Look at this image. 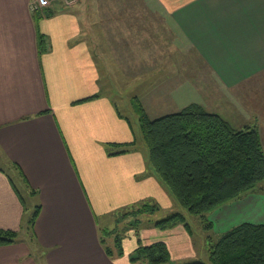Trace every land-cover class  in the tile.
<instances>
[{
  "label": "crops",
  "instance_id": "1",
  "mask_svg": "<svg viewBox=\"0 0 264 264\" xmlns=\"http://www.w3.org/2000/svg\"><path fill=\"white\" fill-rule=\"evenodd\" d=\"M69 1L0 0V228L18 233L40 205L32 246L1 244L0 264H137L129 257L138 244L157 240L175 264L201 261L181 223L129 229L121 254L109 233L112 255L105 250L96 219L147 199L165 212L178 203L137 144L135 108L121 101H141L148 115L145 100H179L198 83L210 95L213 85L223 118L254 125L264 148V0ZM206 219L214 239L242 222L264 224V191L243 192Z\"/></svg>",
  "mask_w": 264,
  "mask_h": 264
},
{
  "label": "trees",
  "instance_id": "2",
  "mask_svg": "<svg viewBox=\"0 0 264 264\" xmlns=\"http://www.w3.org/2000/svg\"><path fill=\"white\" fill-rule=\"evenodd\" d=\"M37 21L38 16L34 14L35 24ZM36 39L38 51L42 53L46 49L45 36L37 30ZM136 106L133 107L152 172L180 205L198 216L205 232L211 229L207 211L243 192L264 191V148L254 125L234 128L221 115L208 112L194 102L155 118L147 115L140 102ZM133 144H120L119 151L125 152ZM161 210L155 201L147 199L112 211V229L106 220L96 219L107 253L112 255L113 246L121 254L120 239L129 229L138 235L139 227L145 222H152L162 230L181 223L192 233L184 215L177 211L154 221L144 218ZM39 211L40 205L35 206L28 219L31 230ZM112 230L113 245L109 246L105 238ZM16 237V231L0 228V245L11 243ZM206 239L210 264H264L262 223L242 222L215 239L210 235ZM129 258L137 264H175L161 240L146 245L139 243Z\"/></svg>",
  "mask_w": 264,
  "mask_h": 264
},
{
  "label": "rangeland",
  "instance_id": "3",
  "mask_svg": "<svg viewBox=\"0 0 264 264\" xmlns=\"http://www.w3.org/2000/svg\"><path fill=\"white\" fill-rule=\"evenodd\" d=\"M69 1V0H67ZM70 3V1H69ZM126 6V5H125ZM191 70V69H189ZM186 71V69H184V72ZM200 73H203V71H200ZM191 85H184L185 87H189ZM192 88H185L184 89V93H182V97L179 100H165V101H160L157 99H154L152 97V95L150 94L149 97L153 98L154 100H145L144 102V106H147V110H148V116L150 118H153L155 116H158L161 113H166V112H174L176 109H178L179 107L185 106L186 104H190V102H194V103H198L200 104L206 111L208 112H216L219 113L222 117H225L227 119L228 116L225 115L223 109V96L220 92L218 91H214L213 89V85H212V90H210V95L207 88V84L204 83H198L196 85L191 86ZM254 86H251V89H253ZM191 89V90H189ZM138 94L141 93V91H136ZM140 102L141 105L143 104L141 101L136 100V102ZM123 102V103H122ZM134 101H121V109L126 111L128 105L130 106L129 103H131V109L133 108L132 106L137 107V103ZM126 106H125V104ZM143 106V105H142ZM128 116V115H127ZM131 117V115H129ZM136 119V115H134L132 117V121H134ZM138 141L137 144L141 143V145H145L143 140H142V136H141V132H140V128L138 129ZM146 149V148H145ZM259 185V184H258ZM261 185V184H260ZM29 210L26 214H28L32 208L28 207ZM175 210L177 212H180L184 215L186 221L190 224L191 226V230L193 232V236L196 237L197 241H198V253H197V257L199 259L197 260H201L203 262H206L205 260H207V256H208V250H207V239H206V232L203 230L202 226H201V222L198 218L197 215L191 214L189 213L185 207H183L182 205H180L179 203H177V209H174V211H170V212H165L164 210H161L159 212H155L152 215H144V218H148L152 221L156 220V219H160L162 217H164V213H166V215L170 214L171 212H175ZM112 219L108 218V222L111 223ZM27 226H23L19 232L17 233V237H16V241L19 242H24L27 245H31L30 242V232L28 231V223ZM112 236L114 234L113 230L111 231ZM32 246V245H31Z\"/></svg>",
  "mask_w": 264,
  "mask_h": 264
},
{
  "label": "built area",
  "instance_id": "4",
  "mask_svg": "<svg viewBox=\"0 0 264 264\" xmlns=\"http://www.w3.org/2000/svg\"><path fill=\"white\" fill-rule=\"evenodd\" d=\"M46 3V0H34V2L32 3V7L36 8L38 6H42Z\"/></svg>",
  "mask_w": 264,
  "mask_h": 264
}]
</instances>
